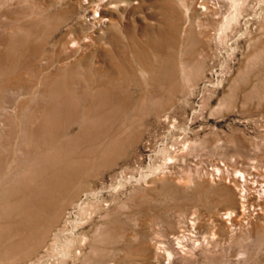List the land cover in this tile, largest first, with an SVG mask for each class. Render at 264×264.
Returning <instances> with one entry per match:
<instances>
[{"label":"rangeland","instance_id":"obj_1","mask_svg":"<svg viewBox=\"0 0 264 264\" xmlns=\"http://www.w3.org/2000/svg\"><path fill=\"white\" fill-rule=\"evenodd\" d=\"M0 162V264H264V0H0Z\"/></svg>","mask_w":264,"mask_h":264},{"label":"bare ground","instance_id":"obj_2","mask_svg":"<svg viewBox=\"0 0 264 264\" xmlns=\"http://www.w3.org/2000/svg\"><path fill=\"white\" fill-rule=\"evenodd\" d=\"M20 28V27H19ZM98 86V85H97ZM103 88V87H102ZM5 153H7V152H5ZM2 157V156H1ZM1 163V162H0ZM3 163V162H2ZM215 171H218V170H215ZM233 183L235 184V185H240L239 184V182H238V179H237V177L236 178H234L233 179ZM242 192H241V195H243L244 196V194H245V191L244 190H241ZM232 202L234 203L235 202V199H234V196H233V198H232ZM263 202H264V199H263ZM238 203V202H237ZM236 205V204H235ZM242 207V206H241ZM244 207V206H243ZM240 214H243V212H244V208L242 209H240L239 211H238ZM227 213V212H226ZM230 214V213H229ZM229 216V215H228ZM231 216V215H230ZM193 224V223H192ZM192 228V227H191Z\"/></svg>","mask_w":264,"mask_h":264}]
</instances>
